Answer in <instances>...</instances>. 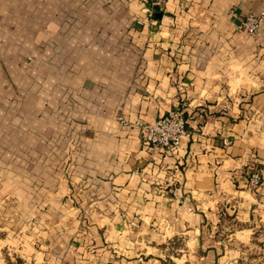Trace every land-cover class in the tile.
Instances as JSON below:
<instances>
[{"label": "crops", "instance_id": "obj_1", "mask_svg": "<svg viewBox=\"0 0 264 264\" xmlns=\"http://www.w3.org/2000/svg\"><path fill=\"white\" fill-rule=\"evenodd\" d=\"M262 11L167 0L149 22L143 0H0V263L264 253V26L238 29ZM177 108L180 142L145 146L136 122Z\"/></svg>", "mask_w": 264, "mask_h": 264}, {"label": "built area", "instance_id": "obj_2", "mask_svg": "<svg viewBox=\"0 0 264 264\" xmlns=\"http://www.w3.org/2000/svg\"><path fill=\"white\" fill-rule=\"evenodd\" d=\"M167 0H143V10L149 22H155V7L163 5ZM264 26V11L249 13L240 22L238 29L248 33H256ZM124 125L130 126L131 122L121 120ZM184 112L181 109H172L153 122H136L141 130L142 142L148 147L166 148L176 145L187 133V124ZM227 143V142H226ZM262 182L260 172L251 174V183L259 185ZM176 193V192H175Z\"/></svg>", "mask_w": 264, "mask_h": 264}, {"label": "rangeland", "instance_id": "obj_3", "mask_svg": "<svg viewBox=\"0 0 264 264\" xmlns=\"http://www.w3.org/2000/svg\"><path fill=\"white\" fill-rule=\"evenodd\" d=\"M4 250H6V248ZM7 255H9V253L8 252L6 253V251H3L4 258H2L1 263L5 261L8 262ZM263 259H264V253H259V251H257L256 253L254 252L250 254V264H259V262L262 261Z\"/></svg>", "mask_w": 264, "mask_h": 264}, {"label": "water", "instance_id": "obj_4", "mask_svg": "<svg viewBox=\"0 0 264 264\" xmlns=\"http://www.w3.org/2000/svg\"><path fill=\"white\" fill-rule=\"evenodd\" d=\"M160 16H162V14H160Z\"/></svg>", "mask_w": 264, "mask_h": 264}]
</instances>
